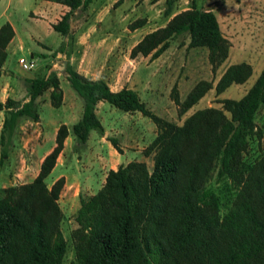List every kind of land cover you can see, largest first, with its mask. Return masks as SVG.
I'll return each mask as SVG.
<instances>
[{"label": "trees", "instance_id": "trees-1", "mask_svg": "<svg viewBox=\"0 0 264 264\" xmlns=\"http://www.w3.org/2000/svg\"><path fill=\"white\" fill-rule=\"evenodd\" d=\"M51 1L68 6L52 23L56 31L68 34L73 12L92 0ZM166 2L167 21L145 32L130 56L150 54L153 59L172 37L186 32L189 45L206 46L212 68L217 67L227 57L230 43L216 13L192 4L172 14L171 2ZM145 21L136 18L129 27ZM14 33L8 20L0 25V76ZM65 69L83 98L82 114L71 127L58 125L55 144L32 180L0 187V264H62L67 241L58 199L65 178L59 176L50 185L45 178L71 132L79 142L87 140L91 129L104 132L95 111L100 100L125 111L139 110L156 124V134L143 149L145 155L152 154L153 164L149 169L145 160L120 163L108 169L97 191L79 194L77 226L72 230L74 263L264 264V153L252 161L244 158L255 114L264 105V66L243 95L219 99L221 107L197 108L180 124L152 111L131 87L113 90L103 78H90L69 63ZM251 73L247 61L230 63L214 85L216 93L244 82ZM27 86L29 98L22 104L14 105L9 97L0 100V110L5 111L1 137L21 116L37 120L35 99L46 89L50 88L53 105L62 102L55 71L28 78ZM212 87L211 80L201 78L180 98L174 85L171 96L179 113ZM109 139L120 151L117 138ZM6 155L1 151L0 162Z\"/></svg>", "mask_w": 264, "mask_h": 264}, {"label": "rangeland", "instance_id": "rangeland-1", "mask_svg": "<svg viewBox=\"0 0 264 264\" xmlns=\"http://www.w3.org/2000/svg\"><path fill=\"white\" fill-rule=\"evenodd\" d=\"M166 1L92 0L85 9L77 8L70 18L68 34L71 39V51H78V34L85 32V43L79 51H97L96 59L99 65L104 67L109 65L110 59L117 54L121 63L124 62L129 68L132 65L129 60L132 57L131 47L143 33L167 21L169 16L164 14ZM170 2L172 14L192 4L213 10L223 35L230 43L227 57L217 67L212 68L206 46H191L186 32L177 34L171 38L169 46L160 58L153 62V71L150 73L152 76L145 72L144 67L152 61L150 54H139L138 72L145 73L144 77L138 78L139 82L136 78V89L141 100L155 113L180 124L197 108L209 105L221 107L219 99L240 97L253 83L264 66V0ZM64 6L67 10L68 6ZM48 10L45 0H0V25L8 20L14 24L16 30L14 40L7 48L3 66L2 74L11 81L12 87L6 98H11L14 105L22 104L26 101L24 98H29L27 81L24 79L45 75L42 73L50 67H53L50 71L60 73L61 87L65 95V102L56 106L50 101V88L46 89L35 99L37 120L30 116H21L11 130H6L4 136H0V153L3 150L7 153L0 162V187L32 180L39 170V158L55 142V127L61 123L71 127L82 114L83 98L67 79L65 68L69 62L62 56L55 58L54 52L50 53L64 46L66 41L58 31L49 27L50 21L62 14L60 9L54 10L53 13ZM139 17H144L145 23L131 29L130 23ZM33 51L37 52L36 56H31ZM98 51L106 52L99 55ZM110 51H115L111 58L106 54H110ZM20 56L27 60L33 58L35 66L23 68L18 62ZM52 57L55 58L54 62L50 61ZM239 61L251 64V75L244 82L232 83L216 93L214 85L221 73L230 63ZM56 63H59L60 67H56ZM201 78L211 80L213 87L180 114L178 105L171 96L172 87L175 85L180 98H183L191 86ZM72 102L75 104H72L74 107L71 110L69 105ZM95 110L104 126V132L91 129L85 142H79L71 132L67 136L59 161L45 178L48 185L59 174H64L67 179V184L63 185L59 196L63 211L61 229L67 241V251L62 264H75L72 230L77 226L75 214L79 206V194L86 196L97 191L101 186L103 174L128 158L145 160L149 169L153 164L152 154L143 153V149L157 131L156 124L150 117L139 110L125 111L107 100H100ZM1 111L5 115V111ZM3 113L0 114V120ZM254 120L255 129L249 136V145L244 153V158L248 161L264 153V105H260ZM110 137L117 138L120 151L114 147L116 152H112ZM212 182L217 184L215 175Z\"/></svg>", "mask_w": 264, "mask_h": 264}, {"label": "crops", "instance_id": "crops-1", "mask_svg": "<svg viewBox=\"0 0 264 264\" xmlns=\"http://www.w3.org/2000/svg\"><path fill=\"white\" fill-rule=\"evenodd\" d=\"M56 4H61V3H58V2H55V1H51V0H45V5L49 9L48 12L53 13L54 10L60 9V14H63V12H65V10H66V7L63 4H61L62 6H60V7L58 5H56ZM59 17L60 16H58L54 20L50 21V23H49V27L50 28H53L52 27V23L57 21V18H59ZM10 23L12 24V26L14 28V31L16 32L14 24L12 22H10ZM86 34L87 33H85V32H83L82 34H78L79 37H78V40L76 41L78 46H79L78 47V51H71V49H70L71 48L70 47L71 39H70L69 34H61L62 35V39L66 40L65 43H64V46L62 45V49L61 50L50 51V53L54 52L55 53L54 54L55 58L59 57V56H62L64 58H66L65 60H67L70 64L72 63L71 65L76 70H78L80 73H82V74H84V75H86V76H88L90 78H94V79L103 78L109 84L110 88L113 89V90H117V89H119V88H121L123 86H128V87H131V88H133V89H135L137 91V89H136V78H137V82H139L138 78H142V77L145 76L144 72H142L144 74H141V73L138 72V60H137V58H138L139 54H137L134 57L129 58V60L132 62V65L129 68H127V65H124V62L121 63V61L119 60V57L117 56V54L115 55V53H114L115 51H110V54L106 53L107 55L110 56V58H111V56L115 55L113 58L110 59V61H109L110 64L106 65L105 67L102 66V65L100 66L99 63H98V60L96 59V57H97V53L96 52L97 51H79V48H81L82 44L84 45V43H85ZM14 37H15V33H14V36L12 37V39L8 42L6 49L8 48L10 43L13 42ZM98 52H99V55H102L106 51L105 52L104 51H98ZM36 54H37V52H34V51L31 52V56H36ZM41 54L44 55L43 53H41ZM161 55H162V53L159 56L153 58L151 62H149L148 64L144 65L145 72H147L148 75L152 76L150 73L153 71V68H152L153 62L155 60H157V58H160ZM54 57H52L50 59L51 62L55 61ZM119 61H120V63H119ZM3 66H4V63L2 65V73H3ZM56 67H60L59 63H56ZM52 68L53 67L48 68L46 70V72H44L42 74L46 75ZM2 73H1V76H0V100L4 102V101H6V96L9 94V91H10V89H12V87H11V81L7 77H4V75ZM59 74L60 73L58 72L57 76L59 78V84H60V87H61V77L59 76ZM28 78H32V77H26L24 80L27 81ZM148 78H150V77H148ZM61 89H62V102L61 103H64L65 102L64 90H63L62 87H61ZM3 93H4V95H3ZM48 93L50 94V90L48 91ZM27 99H28V97L24 98V100H27ZM98 102H100V101H98ZM98 102L96 103V107H97ZM73 103L74 102L70 103V105H69V108L71 110L74 107L72 105ZM2 113H3V111L0 110V114H2ZM3 118H4V113H3L2 117H1L0 124H2ZM57 127L58 126L55 127V133H56ZM67 138L68 137H66V139ZM66 139H65V141H66ZM54 144H55V142H54ZM54 144H52L44 152V154L39 158V164H40L43 156L47 152H49L51 150V148L54 146ZM64 145H65V143H64ZM112 147H113L112 148V152H116V149L114 148V146H112ZM123 150L125 151L124 147H123ZM61 152L59 153V155L57 157V161H59ZM129 160H132V159H129V158L126 159L124 161V163H126ZM99 162H100V160H99ZM105 175H106V172L103 174L101 185H102V183L105 180ZM59 176H65V175L64 174H59L54 179H56ZM65 184H67L66 176H65L64 185ZM60 195H61V192H60Z\"/></svg>", "mask_w": 264, "mask_h": 264}, {"label": "built area", "instance_id": "built-area-1", "mask_svg": "<svg viewBox=\"0 0 264 264\" xmlns=\"http://www.w3.org/2000/svg\"><path fill=\"white\" fill-rule=\"evenodd\" d=\"M18 62L23 68H26V69H29L35 66V61L33 58L27 60L25 57L20 56L18 58Z\"/></svg>", "mask_w": 264, "mask_h": 264}]
</instances>
